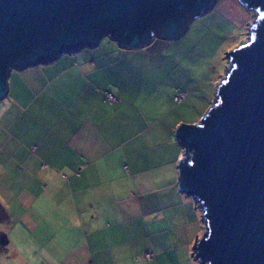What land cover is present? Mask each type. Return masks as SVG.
Segmentation results:
<instances>
[{
	"label": "crops",
	"instance_id": "obj_1",
	"mask_svg": "<svg viewBox=\"0 0 264 264\" xmlns=\"http://www.w3.org/2000/svg\"><path fill=\"white\" fill-rule=\"evenodd\" d=\"M117 46L107 37L53 63L9 72L0 100V222H7L16 243L6 248L8 238L0 264H43L41 253L45 264H127L114 249L115 237L108 239L117 227V168L142 200L177 193L175 166L184 153L173 143L179 124L150 111L154 101L141 106L150 91L134 87L131 65L121 64L124 53ZM105 92L115 100L107 101ZM153 115L159 124L146 125ZM164 159L173 176L171 170L159 178ZM105 186L108 194L100 190ZM149 237L143 254L155 258L168 238ZM68 244L59 253L57 246Z\"/></svg>",
	"mask_w": 264,
	"mask_h": 264
},
{
	"label": "water",
	"instance_id": "obj_2",
	"mask_svg": "<svg viewBox=\"0 0 264 264\" xmlns=\"http://www.w3.org/2000/svg\"><path fill=\"white\" fill-rule=\"evenodd\" d=\"M216 1L0 0V100L13 69L53 63L103 37L124 50L160 51ZM237 1L260 13L252 38L226 52L231 68L216 104L175 130L184 151L178 188L199 202L206 226L192 248L199 264H264V0Z\"/></svg>",
	"mask_w": 264,
	"mask_h": 264
},
{
	"label": "rangeland",
	"instance_id": "obj_3",
	"mask_svg": "<svg viewBox=\"0 0 264 264\" xmlns=\"http://www.w3.org/2000/svg\"><path fill=\"white\" fill-rule=\"evenodd\" d=\"M230 4H233L232 7ZM259 16L258 11L247 10L237 0H217L210 11L194 17L186 31L171 39L160 51L149 47L125 51L117 46L124 53L121 64L131 65L134 87L150 91L147 103L144 96H139L138 105L142 101L141 106L154 101L155 107L150 111L167 113V122L172 125L197 123L218 101L217 96L213 95V88L217 92L222 76L231 68L226 52L251 40L252 24ZM103 38L105 40L107 37ZM178 90L185 93V100L175 110L173 95ZM156 119V115L151 116L146 125L157 126L159 121ZM173 143L177 146L176 150L182 152V147L175 141V129ZM171 164L169 160L162 161L157 168L159 178L169 174L171 170L173 176L174 168L172 169ZM174 176L178 186L177 165ZM115 177L121 179L113 189L118 228L114 232H108V239L115 237L117 248L114 249H117L120 258L127 264H140L144 260L145 264H199L192 256L195 240L206 231L199 202L185 197L178 187L177 193L171 192L169 196L161 194L157 198L155 194H148L147 199L142 200L135 187L128 186L126 176L119 168ZM100 190L108 194L111 189L105 186ZM147 218H153V222L145 226L143 221ZM6 225V221L0 222V232L7 234L9 245L6 248H10L16 243V237L13 232L6 230ZM150 234L155 239L163 235L165 240L168 238L164 242H169L165 250L156 252V255L153 252L155 258L152 253L150 258L147 257V252L143 254L150 246ZM71 245L57 246V250L64 254ZM5 246L0 245V249L4 250ZM44 255L40 254L43 264Z\"/></svg>",
	"mask_w": 264,
	"mask_h": 264
},
{
	"label": "built area",
	"instance_id": "obj_4",
	"mask_svg": "<svg viewBox=\"0 0 264 264\" xmlns=\"http://www.w3.org/2000/svg\"><path fill=\"white\" fill-rule=\"evenodd\" d=\"M185 98V93H182V92H177L176 95L174 96V101L179 103L181 101H183ZM105 99L108 100V101H112L115 99V97L111 94V93H106L105 94ZM147 257L150 258L151 257V254L150 253H147Z\"/></svg>",
	"mask_w": 264,
	"mask_h": 264
},
{
	"label": "trees",
	"instance_id": "obj_5",
	"mask_svg": "<svg viewBox=\"0 0 264 264\" xmlns=\"http://www.w3.org/2000/svg\"><path fill=\"white\" fill-rule=\"evenodd\" d=\"M153 31H154V29L152 30V32H153ZM179 91H180V90H178L177 92H179ZM177 92H176V93H177ZM106 93H107V92H105V94H106ZM108 93H110V92H108ZM111 94H112V93H111ZM114 100H115V99H114ZM184 100H185V99H184ZM184 100H183V101H184ZM107 101H108V100H107ZM112 101H113V100H112ZM183 101H181V102H179V103H182ZM174 102H175V101H174ZM175 103H176V104H179V103H177V102H175Z\"/></svg>",
	"mask_w": 264,
	"mask_h": 264
}]
</instances>
